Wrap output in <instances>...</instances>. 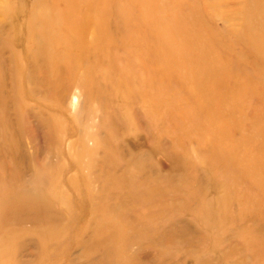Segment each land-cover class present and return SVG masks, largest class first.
Here are the masks:
<instances>
[{
    "label": "rangeland",
    "instance_id": "1",
    "mask_svg": "<svg viewBox=\"0 0 264 264\" xmlns=\"http://www.w3.org/2000/svg\"><path fill=\"white\" fill-rule=\"evenodd\" d=\"M0 264H264V0H0Z\"/></svg>",
    "mask_w": 264,
    "mask_h": 264
},
{
    "label": "bare ground",
    "instance_id": "2",
    "mask_svg": "<svg viewBox=\"0 0 264 264\" xmlns=\"http://www.w3.org/2000/svg\"><path fill=\"white\" fill-rule=\"evenodd\" d=\"M76 26H77V25H76ZM153 146H154V145H153ZM163 147H164V146H163ZM150 148H151V147H150ZM154 148H155V146H154ZM151 152H152V151H151ZM152 153H153V152H152ZM171 177H172V176H171ZM171 177H170V178H171Z\"/></svg>",
    "mask_w": 264,
    "mask_h": 264
}]
</instances>
